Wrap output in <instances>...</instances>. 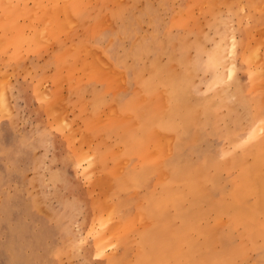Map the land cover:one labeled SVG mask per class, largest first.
Masks as SVG:
<instances>
[{"label":"rangeland","instance_id":"1","mask_svg":"<svg viewBox=\"0 0 264 264\" xmlns=\"http://www.w3.org/2000/svg\"><path fill=\"white\" fill-rule=\"evenodd\" d=\"M0 264H264V0H0Z\"/></svg>","mask_w":264,"mask_h":264},{"label":"bare ground","instance_id":"2","mask_svg":"<svg viewBox=\"0 0 264 264\" xmlns=\"http://www.w3.org/2000/svg\"><path fill=\"white\" fill-rule=\"evenodd\" d=\"M231 39H232V37H231ZM235 46H236V44L233 42V40H232V45H231V53H233L234 52V49H235ZM229 53V52H228ZM253 58V57H252ZM254 62V61H253ZM231 65L233 66L234 65V63L233 62H231ZM234 71V69H231V73ZM81 158V157H80ZM80 160H82V159H80Z\"/></svg>","mask_w":264,"mask_h":264}]
</instances>
